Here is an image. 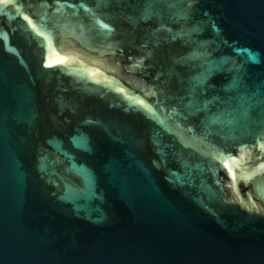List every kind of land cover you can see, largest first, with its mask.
<instances>
[{
  "label": "water",
  "instance_id": "obj_1",
  "mask_svg": "<svg viewBox=\"0 0 264 264\" xmlns=\"http://www.w3.org/2000/svg\"><path fill=\"white\" fill-rule=\"evenodd\" d=\"M264 0H0V264H264Z\"/></svg>",
  "mask_w": 264,
  "mask_h": 264
},
{
  "label": "flooded vegetation",
  "instance_id": "obj_2",
  "mask_svg": "<svg viewBox=\"0 0 264 264\" xmlns=\"http://www.w3.org/2000/svg\"><path fill=\"white\" fill-rule=\"evenodd\" d=\"M256 205L258 206V208L255 207V209H253V210H256V211H264V210H262L263 209L262 206H260L259 204H256Z\"/></svg>",
  "mask_w": 264,
  "mask_h": 264
}]
</instances>
